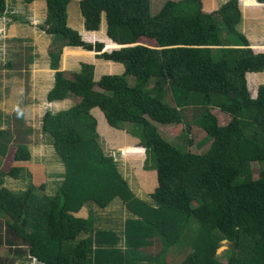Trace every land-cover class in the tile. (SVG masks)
I'll return each instance as SVG.
<instances>
[{"label":"trees","instance_id":"trees-1","mask_svg":"<svg viewBox=\"0 0 264 264\" xmlns=\"http://www.w3.org/2000/svg\"><path fill=\"white\" fill-rule=\"evenodd\" d=\"M71 1L46 0L42 26L53 38L49 57L56 72L47 101L77 100L41 119V134L65 172L54 195L38 196L46 190L42 169L29 167V172L21 164L31 155L26 142L17 143L13 160L19 166L7 174L30 181L23 192L0 187V219L6 220L0 222V246L16 260L88 264L90 243L83 237L90 223L73 214L85 204L105 210L119 201L140 226L159 236L161 247L149 264H170L166 252L183 246L189 251L179 264H264V85L254 98L247 78L264 72V52H256L239 28L240 1L211 10V0H169L153 14L152 0H80L86 31H100L105 19L108 38L124 46L112 52L72 29ZM6 12L7 0H0V18ZM142 38L155 45L140 44ZM66 47L96 51L99 59L124 65L125 72L99 81L92 64L60 72ZM168 92L173 104L165 100ZM96 109L113 128L133 125L129 132L141 139L146 165L152 164L148 169L158 173L152 204L136 196L115 157L104 151ZM217 112L230 120L222 125ZM2 119L0 157L14 139L1 128ZM180 124L188 133L198 128L204 139L195 144L186 137V151L158 129ZM253 164L259 165L258 178ZM224 241L232 245L228 263L217 259ZM10 262L1 264H15Z\"/></svg>","mask_w":264,"mask_h":264},{"label":"rangeland","instance_id":"rangeland-1","mask_svg":"<svg viewBox=\"0 0 264 264\" xmlns=\"http://www.w3.org/2000/svg\"><path fill=\"white\" fill-rule=\"evenodd\" d=\"M167 1L169 0H152L153 14L159 12ZM70 8L72 10V16H76L75 14H77L78 17V8L80 7H78L77 5ZM260 10H262V14ZM252 12L261 15L258 18V16L255 17V14ZM23 15L25 17H29V13H27L26 11H24ZM263 18V6L260 8V6L254 5V7L248 10L247 15H245V25L248 26V32L250 33V35L252 33H255L256 31L254 23L256 21H262ZM44 23L45 22L38 24V27L42 32H45L42 29ZM72 29L74 28L72 27ZM99 35H101L100 38L97 37L95 38L97 40H93L89 43H103L105 45L104 51L107 52H112L113 50L119 49L120 46L113 45V41H111L107 36V25L105 19L103 20ZM48 36L51 39V48L53 38L50 35ZM140 44L148 46L155 45L152 41L146 38H142L140 40ZM107 46H110V48H107ZM253 46L256 48H253L256 52L264 51V43H258ZM32 49V41H22L19 43L16 40L11 41V39L2 40V44L0 46V115H2L3 118L1 128L10 131L11 133H15L13 134V137L16 136L14 137L12 144L9 146L6 156L0 157V187H6L8 190L16 193L20 191L23 192L28 186V183L30 181L28 177L15 180L7 174L9 169H11L13 166H19L13 160V156L17 148V143L24 141L26 142V146L29 147V151L33 156L34 163L30 161V164H41L45 169L44 173L46 175V179H48L49 176V179L46 182L45 192H36L37 195L52 196L54 195V192L60 181H58L59 177H57L58 171L56 168V156L53 152V149L51 148V144H49L50 142L46 140L45 136L41 134V119L46 112L57 113L68 110L69 108L77 104V100H68L56 105L53 104L52 106L48 103L47 94L49 89L52 88V86L54 87L55 74L53 69H51L50 67V61L47 62L46 58L42 56H35L33 53H30L32 52ZM84 51L86 52V54L77 59L94 61V59L90 57H98L99 54L96 51ZM71 60L73 59H69L67 61L68 64L71 62ZM100 62L102 63L100 64ZM110 63L114 62L106 61L103 59L100 61L98 59L96 60L97 74H95V81H99L101 79L100 77L104 75H119L121 72H123V70H120L122 68L118 64H115L113 66H119L120 69L117 68L119 71H117L116 69H110L109 71L106 66H111ZM73 64L74 66L69 67L73 68V73L78 72V70H80L82 67V64L81 66H78L76 63ZM100 69L102 70L100 71ZM247 78L251 95L256 98L259 86L264 85V72L250 73L247 75ZM165 100L170 104H173L169 92L166 94ZM15 103L19 104L17 105V112H19V108L22 110V112H24V114H27V122L24 119L19 120V117L21 115L20 112H16L14 115L9 114L12 109L11 105H14ZM197 112L198 111H196L195 114H197ZM193 113L194 112H190L189 118L193 117L191 115ZM16 115L19 116L18 119ZM217 115L220 118L219 120L222 125L226 124L230 120L226 115L224 116L220 112H217ZM22 126L25 128L28 127V129H30V131L27 130L30 136H28L26 131L22 129ZM131 127L133 128V125H125L124 128L129 131ZM158 129L165 139L176 144L186 151H188V149H186L188 147V141L186 137L194 140L195 144L203 140L205 137V134L202 133L198 128H194L192 129L191 133H188L186 131V126L183 124L168 127L158 126ZM40 141H43L46 146H40ZM100 141L101 143H103L102 139ZM190 150L198 152V150H196L195 148H192ZM113 155L119 158V155L117 156V153H114ZM146 156L147 153L144 154V161H142V163L139 160L137 161L138 163H135L133 166H131V163H129L128 166L124 167V171H122V174L124 178L128 180L130 187L137 193V195L149 199L150 197L148 194L153 192L155 189L154 187H152L148 190H143L142 182L140 181V179H142L141 177L143 176V173L141 172L142 164L147 167L152 165L145 164ZM30 167H32V165ZM253 172L254 177L258 178V164H253ZM148 202L152 204L151 199H149ZM121 207L122 206L120 205H115L110 209L109 213H102V215L101 213H97L100 212L98 210H96L97 212L93 211V218L95 217L96 220L92 221V227H90L89 231L83 237V239H87L90 243L88 251V264H149L150 262L154 261L155 258L154 254L152 253H155L161 247L158 239L159 236L152 230H148L147 228L140 226L136 219H126L127 217H124L125 214L122 213ZM122 209L124 211L123 207ZM0 222L4 224L6 220L0 219ZM117 231L118 234L112 235L111 239L108 236H106V238L104 239L103 235H101L104 233L109 234L111 232ZM3 234L4 226L2 230L1 242H4V240H6ZM110 240H112L111 242L113 244H117L115 245L118 249L117 252L109 257L101 256L103 251L97 250L95 247L97 245H100V243H109ZM187 251H189L187 246H183L181 248H171L166 252V260L169 261L170 264H179L185 257ZM231 253V243H229L228 241H224L221 244L220 249L218 250L217 259L223 263H228L231 257ZM95 254L100 255L99 257H97V261L95 259ZM108 254L109 253H107L106 255ZM10 261L15 262V264H34L33 261L30 262L28 259H14V257L9 253L8 248H6L4 245L0 246V264L11 263Z\"/></svg>","mask_w":264,"mask_h":264},{"label":"crops","instance_id":"crops-1","mask_svg":"<svg viewBox=\"0 0 264 264\" xmlns=\"http://www.w3.org/2000/svg\"><path fill=\"white\" fill-rule=\"evenodd\" d=\"M228 0H211L210 1V6H208L207 8H210L211 10L214 8H217L219 6H221L223 3L227 2ZM240 1V8L242 11V23L240 24V30L247 36V38L249 39L252 48L256 49L253 45H256L258 43H264V18L262 21H256L254 23V27L256 29L255 33H252L251 36L250 33L248 32V26L245 25V15H247L248 10H250L252 7H254L253 3L249 2V0H239ZM252 1H256V0H252ZM209 0L207 1L208 4ZM257 2V1H256ZM80 7V0H72L69 5H68V22L69 25L72 26L75 30H78L80 32V34L82 35L84 41L86 42H92L93 40H97L95 38H100L101 35H99L100 31H96V32H88L86 31L85 28V19L81 13L80 8H78V17L77 14H75L76 16H72V10L70 7H75L77 6ZM256 5L260 6V8L263 6L264 4H261L259 2L256 3ZM25 8V9H23ZM259 10V9H258ZM24 11H26L27 13H29V17H25L23 15ZM261 14L263 13L262 10H260ZM254 13V12H252ZM6 16H4L3 18H0V46L2 44V40L5 39H11V41L16 40L17 42H22V41H32V45H33V49L32 52L35 56H42L44 58H46V61L49 62L50 61V67H51V60L49 57V49H50V44H51V39L50 37L45 33L40 31L38 24H41L42 22L46 21L47 18V2L46 0H39V1H35L31 4H26L24 2V0H7V12H6ZM255 17L261 15H258L256 13ZM254 17V16H253ZM40 26V25H39ZM250 26V25H249ZM102 28V27H101ZM6 29V30H5ZM264 52V51H262ZM86 52L84 50H82V48H78V47H66L63 51L62 54V58L60 61V68L59 71L60 72H73V68H69L74 66L73 63H76L78 66H81V64L83 63H92L95 67V74H97V65H96V60L98 59L99 61L102 59H99L98 57L94 56V57H90L93 58L94 61L92 60H84V59H77V58H81L82 55H85ZM69 59H73L71 60V62L68 64V60ZM102 62H100L101 64ZM111 66L107 65L106 68L110 71V69H116L117 71H119L117 68L120 69V67L123 70V72H121L120 74H123L125 72V67L124 65L120 64V63H110ZM118 64V67H115L113 65ZM102 69H100L101 71ZM54 74H56L55 70ZM79 71V70H78ZM101 78V77H100ZM53 88V86H52ZM52 88L49 89V92L52 90ZM23 94V92H22ZM47 94V96H48ZM46 100V98H45ZM61 102H57V103H53L54 105L59 104ZM53 104H50L51 106ZM17 105H19L18 103H15L12 106L11 111L9 112V114H15L17 112ZM70 109V108H69ZM20 114L23 116L22 118H20L17 115V119L19 117V120L24 119L27 122V114H24V112H22L21 109H19ZM96 116L98 119V126H97V132L99 133L100 136V140L102 139L103 143H101L104 151L106 152V154L108 155H112L114 153H117V156L119 155V158H117L116 156L115 159L118 162V167L120 169V171H124V167L128 166L129 163H131V166H133L135 163H138L137 161H144V154L147 153L146 149L144 147H142L141 145V139L135 135H133L131 132L127 131L126 128L124 130H120L117 128H113L112 126H110L107 123V120L105 118V115L103 114L102 111H100L99 109H96ZM17 112V113H19ZM2 114V113H1ZM2 116V115H1ZM22 129L24 131H26V133L28 134V136H30L29 132L30 129H28V127H23ZM28 130V131H27ZM15 134V133H13ZM16 137V136H14ZM108 145H107V143ZM45 145V143L43 141H40V146ZM29 146V145H28ZM46 146V145H45ZM29 150V147H27ZM52 148V146H51ZM132 149H136V150H132ZM143 151V153H142ZM30 152V151H29ZM121 153V154H120ZM31 155V160L34 163L33 160V156ZM147 158V156H146ZM145 158V159H146ZM133 160V161H131ZM56 168H57V177H59L58 181H62V177L64 175L65 169L64 166L57 160L56 158ZM17 163V162H16ZM140 163V164H141ZM25 164H28L27 166H25L26 169L29 170V172H31V170L29 169V167L32 165V167L30 168H35L37 167L38 169H42L43 172V176L45 177V182L48 181V179H46V175L44 173V168L43 166L40 165H36V164H30V162L28 163H22V165L24 166ZM127 164V165H126ZM146 164V163H145ZM143 176L141 177L142 179H140V181L142 182V187L143 190H148L149 188L154 187V189H156L159 185L158 183V173L157 170L155 168H150L148 169L147 166H144V164H142V171ZM42 175V173H41ZM59 183V182H58ZM133 190V189H132ZM155 191V190H154ZM153 191V192H154ZM133 192H135L133 190ZM151 192V193H153ZM150 193V194H151ZM136 196H138L140 199L145 200L148 202V198H144L141 197L139 195H137V193L135 192ZM148 194V195H150ZM119 203V204H117ZM115 205H120L124 208V211L121 207V211L122 213H124V217H127L126 219H137L135 217H133L125 208V206H123V204H121V202L119 201H115L113 202L111 205H109L108 208H106L105 210H99L97 209L95 206H93L92 204H85L83 205V207L80 209V211L78 213L73 214V216L77 219H82V220H87L90 223L89 227H92L93 224V220L95 221V217L93 218V214L95 212H97L96 210L100 211L97 213H106L110 211V209L112 207H114ZM125 233V231H124ZM118 234L117 232H111L109 234L104 233L101 234L103 235L104 239L106 238V236H108L111 239L112 235H116ZM101 239V237H100ZM112 240L109 241V243H100V245H97L95 248L97 250H102L103 253L101 254V256L104 257H109L113 254H115L117 252V247L115 245L117 244H113L111 242ZM116 243V242H115ZM114 245V246H113ZM109 253L108 255H106L107 253ZM100 255H96L95 254V259L97 261V257H99ZM111 258V257H110ZM33 261V260H32ZM34 263V262H33ZM35 264H38L37 262H35Z\"/></svg>","mask_w":264,"mask_h":264},{"label":"clouds","instance_id":"clouds-1","mask_svg":"<svg viewBox=\"0 0 264 264\" xmlns=\"http://www.w3.org/2000/svg\"><path fill=\"white\" fill-rule=\"evenodd\" d=\"M118 46H121V45H118ZM119 48H120V47H119ZM104 52H106V51H104ZM33 262H34V264H35L36 261L34 260Z\"/></svg>","mask_w":264,"mask_h":264},{"label":"water","instance_id":"water-1","mask_svg":"<svg viewBox=\"0 0 264 264\" xmlns=\"http://www.w3.org/2000/svg\"><path fill=\"white\" fill-rule=\"evenodd\" d=\"M122 47H124V46H120V48H122Z\"/></svg>","mask_w":264,"mask_h":264}]
</instances>
